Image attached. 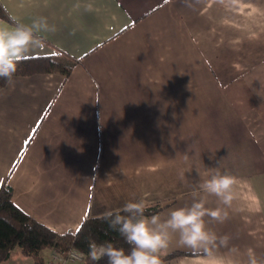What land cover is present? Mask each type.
Here are the masks:
<instances>
[{
	"label": "crops",
	"instance_id": "0c3cea01",
	"mask_svg": "<svg viewBox=\"0 0 264 264\" xmlns=\"http://www.w3.org/2000/svg\"><path fill=\"white\" fill-rule=\"evenodd\" d=\"M0 4L11 19L0 26L46 17L56 27L25 57L74 60L67 75L0 87V185L51 241L129 201H159L161 213L188 204L218 168L239 182L228 218L209 220L230 237L215 255L264 264V0ZM178 252L170 264H209L173 243L168 254ZM19 255L1 264H22Z\"/></svg>",
	"mask_w": 264,
	"mask_h": 264
},
{
	"label": "clouds",
	"instance_id": "9594fccd",
	"mask_svg": "<svg viewBox=\"0 0 264 264\" xmlns=\"http://www.w3.org/2000/svg\"><path fill=\"white\" fill-rule=\"evenodd\" d=\"M55 31V25L49 24L46 17H37L31 25L0 26V78L12 83L25 55L44 46L38 33ZM184 158L188 159V155ZM238 182L235 175L210 168L208 178L199 184V190L192 194L188 204L147 216L146 202L140 199L125 203L119 210L106 212L104 219L109 227L119 233L130 250L126 252L110 241L93 242L88 253L90 259L107 258V264H164L162 257L175 243L194 256L206 257L209 264H221L215 253L228 245L230 237L218 235L209 227V220L223 223L228 218L227 209L235 199ZM210 197L216 199V207L208 206ZM249 264L257 262L249 258Z\"/></svg>",
	"mask_w": 264,
	"mask_h": 264
},
{
	"label": "trees",
	"instance_id": "16d2710c",
	"mask_svg": "<svg viewBox=\"0 0 264 264\" xmlns=\"http://www.w3.org/2000/svg\"><path fill=\"white\" fill-rule=\"evenodd\" d=\"M0 17L10 20L9 15L0 4ZM59 52H62L59 50ZM74 60L61 62L51 56H29L24 57L18 66L15 75H29L39 72H51L58 70L65 75L69 74ZM6 80L0 78V87ZM145 215L161 213L166 204L159 201L146 202ZM119 210V209H116ZM112 210V211H116ZM104 214L88 216L82 220L74 232H68L60 240H50L51 230L43 223L21 210L12 200V187L4 182L0 185V264L6 261L13 251L22 256H29L32 264H44L39 250L43 245L60 244L64 248L75 246L85 253L83 261L77 264H107V258L100 261H92L88 255L90 244L112 242L114 246L130 250V246L119 235L118 232L109 227L104 219ZM183 253H171L162 257L164 264H170L179 258Z\"/></svg>",
	"mask_w": 264,
	"mask_h": 264
},
{
	"label": "built area",
	"instance_id": "2783aa9c",
	"mask_svg": "<svg viewBox=\"0 0 264 264\" xmlns=\"http://www.w3.org/2000/svg\"><path fill=\"white\" fill-rule=\"evenodd\" d=\"M84 257L85 253L75 246L64 248L60 244H52L48 256L41 259L44 264H77L83 261Z\"/></svg>",
	"mask_w": 264,
	"mask_h": 264
},
{
	"label": "rangeland",
	"instance_id": "374dc122",
	"mask_svg": "<svg viewBox=\"0 0 264 264\" xmlns=\"http://www.w3.org/2000/svg\"><path fill=\"white\" fill-rule=\"evenodd\" d=\"M19 257L21 258V259H24L23 260V262H22V264L24 263V264H32V259L29 257V256H20L19 255Z\"/></svg>",
	"mask_w": 264,
	"mask_h": 264
}]
</instances>
